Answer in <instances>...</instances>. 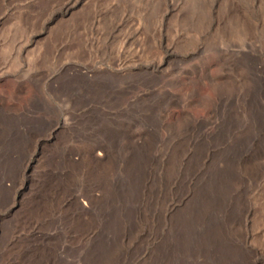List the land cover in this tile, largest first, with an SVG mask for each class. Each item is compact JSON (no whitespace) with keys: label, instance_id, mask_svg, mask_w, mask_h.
<instances>
[{"label":"rangeland","instance_id":"rangeland-1","mask_svg":"<svg viewBox=\"0 0 264 264\" xmlns=\"http://www.w3.org/2000/svg\"><path fill=\"white\" fill-rule=\"evenodd\" d=\"M217 5L0 0V264H264V0Z\"/></svg>","mask_w":264,"mask_h":264},{"label":"bare ground","instance_id":"bare-ground-1","mask_svg":"<svg viewBox=\"0 0 264 264\" xmlns=\"http://www.w3.org/2000/svg\"><path fill=\"white\" fill-rule=\"evenodd\" d=\"M219 1H221V0H210V28L214 25V15H215V11L217 10V4L219 3ZM247 7V6H246ZM254 9H252L251 8V6L249 7H247V9H246V11H245V13H246V17L248 16V18L249 19H251V21H252V19L254 18V11H253ZM227 11V10H226ZM217 12V11H216ZM230 14V13H229ZM238 23V21L236 22V24ZM239 24V23H238ZM244 24V23H243ZM242 24V25H243ZM237 26V25H236ZM239 26V25H238ZM245 27V26H244ZM237 28V27H236ZM240 30V29H239ZM236 118H237V116H236ZM249 123V122H248ZM247 123V124H248ZM257 125V124H256ZM248 127V126H247ZM249 128V127H248ZM245 130V129H244ZM241 131V130H240ZM243 131V130H242ZM245 133H246V135H247V132L245 131ZM258 137V136H257ZM248 139V138H247ZM244 144V143H243ZM246 146V145H245ZM240 148V147H239ZM249 148V147H248ZM230 149H232V147L230 148ZM235 149V148H234ZM246 149V148H245ZM252 149H253V146H252ZM251 149V150H252ZM239 150L240 149H238V147H236V149L235 150H229L230 152H232L231 154H233L234 155V157L236 156H239L238 155V153H239ZM242 150V149H241ZM250 150V149H249ZM249 150H247V152H249ZM228 151V150H227ZM243 151V150H242ZM241 152V151H240ZM250 154V153H249ZM228 158V157H227ZM237 160V159H236ZM222 163V162H221ZM229 164H230V161H227V163H225V167H227L228 168V166H229ZM227 170V169H226ZM227 173V172H226ZM222 179V178H221ZM228 182V181H227ZM248 191V190H247ZM263 198V197H262ZM254 199V198H253ZM254 200H256V199H254ZM254 203H256L255 201H253ZM259 202H261L260 201V199H259ZM264 202V201H263ZM257 205H259V203L257 204ZM257 205H254L255 207H257ZM261 205V204H260ZM255 209H257V208H255Z\"/></svg>","mask_w":264,"mask_h":264}]
</instances>
